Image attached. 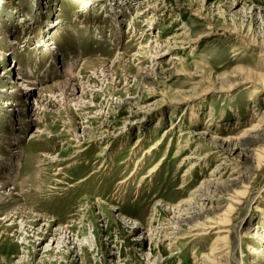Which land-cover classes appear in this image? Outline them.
Segmentation results:
<instances>
[{
  "label": "rangeland",
  "instance_id": "obj_1",
  "mask_svg": "<svg viewBox=\"0 0 264 264\" xmlns=\"http://www.w3.org/2000/svg\"><path fill=\"white\" fill-rule=\"evenodd\" d=\"M67 61L81 82L114 63L87 88L91 109L47 92ZM40 92L53 99L39 110L16 105ZM263 112L264 0H0V159L20 165L0 162V182L23 185L0 198V264H204L222 231L212 264H264V136L234 170L223 145L257 139ZM213 176L223 191L204 219L194 195ZM17 206L35 227L22 240L4 220ZM76 214L61 246L36 231ZM192 218L220 229L181 239Z\"/></svg>",
  "mask_w": 264,
  "mask_h": 264
},
{
  "label": "bare ground",
  "instance_id": "obj_2",
  "mask_svg": "<svg viewBox=\"0 0 264 264\" xmlns=\"http://www.w3.org/2000/svg\"><path fill=\"white\" fill-rule=\"evenodd\" d=\"M156 7L157 6H156V2H155L153 6H151V7L149 6V9H153L154 10V8H156ZM154 50H157V49L154 48V47L151 48V51H154ZM156 55L157 56H159V55L161 56L162 53H159L158 52ZM162 57L163 56H161L160 58H162ZM123 59H124L123 57H118L115 61L117 62V64H121V63H123ZM94 61H98V60H94ZM90 62H93V61L91 60V61H89L87 63H90ZM72 64H73V62H72ZM72 64L71 63L68 64V61L65 63V67L66 68L64 69V73L66 74V77H65L66 79H64V81H61V82H59V83H57L55 85L48 86L47 92H48V94L52 95L53 97L55 95L59 96L60 102H61L60 106L64 110L70 109L71 108L69 106L70 104H75L74 108H79V109H82V108L83 109H85V108L89 109L90 108L91 109V107H89V104H85L83 102L84 97L85 98L88 97L89 99H94L92 97V95H90L87 92V88L88 87H92V88H95V89L100 88L99 86L102 83H101V81H99V80L96 79V77L98 76V73H99V76H104L106 73L109 74V71L112 68V65L114 63H111V65H110L107 62H105V63L104 62H100L98 67L93 68L91 70L90 79L89 80L85 79L88 82L87 81L86 82H81L80 80H82V79L84 80L83 77L81 78L78 75H74L73 73H70L69 72V68H70V66ZM3 72H4L5 75L9 74V70L8 69H3L2 73ZM68 72H69V74H68ZM26 82L29 83V81L27 79H22V78L15 82L16 85H17L15 87V89H17V92L18 93H21L20 92V88L21 87L29 86V84H26ZM91 83L93 85L97 86V87L92 86ZM18 87H20V88H18ZM42 94L43 93L40 92V94H38V96L36 97L37 99H35V101H33L32 103L26 104V106H24L25 105V102H24L23 105H21L22 103L17 102L16 105L23 106L24 110H26V109L29 110L30 109L31 112H35V111L39 110L42 106H44V102H47L48 103V102L51 101V99H53V98H51V99L49 98L48 99V98H46L45 95L43 96ZM5 105L6 106H9L10 105V106L15 107V105H11V103L8 102V101L6 102ZM101 107H102V105H100V106H97L96 105L95 108L100 109ZM262 114H263V119L261 120L260 125L257 126L256 129L253 132H251V134H253L254 137L257 138V139H254V138L253 139H248L247 138V139H245L242 142L239 141L238 143H236L233 146L231 145V142H223V145L225 146V150L228 152V154L230 153V155L227 156L226 159H224V162H229L230 163L229 166L233 167L232 170L236 169L237 168V165H239V158L242 156V149L243 148H246V147H249L250 144H252V143H256V140H261V138L264 136V112ZM17 135H16V137L18 138ZM185 143L186 144L183 146V149H186L188 147L187 145H189L187 141ZM136 146L137 145H135V147ZM193 154L196 155V157H197L198 151H194L192 153V155ZM46 158L49 159L51 161V163H54V162L58 161V160L54 161V158L53 157L52 158L46 157ZM2 160L4 161L5 159H2ZM0 162H1V159H0ZM1 164H4V165L6 164L8 167H9V164L11 165L9 159H6L4 162H1ZM11 168L13 170L12 173L14 172V174H16L17 170H19V168H20V165H19L18 161L15 162V165H11ZM217 176L216 177L213 176V178L214 177L215 178L211 182H208V183L204 184V188L202 190L200 189V191L197 192V194L194 195V197L196 199H200L199 201L205 199L204 200V203H203V201H201V204H204L208 208L207 209L201 208V210L198 212V213H200V216L203 217L204 219H206L205 217H207L208 215H215L216 214V210L212 207V204L209 202V200H212V199H214V197H217V195H212V192H214L215 194H218V192L223 191L219 187L220 185L223 184L222 182H220L222 178L217 177ZM14 177L15 176L13 175L9 179H14ZM235 184L236 183H234L233 185H235ZM9 186H11V187H9ZM22 187H23V185H21V184L20 185L19 184H15L13 182L10 185H8V182H0V198L1 199L2 198L3 199L4 198L10 199L12 197V194H13L12 192L15 191V190H18V191L22 192L23 191L22 190ZM218 199H222V198H218ZM225 201H227L229 203H232V204H236L230 198L225 199ZM22 215H23L22 210L20 209V207L17 206L13 210H11V212L8 211V213L5 215V218H4V220L6 222H9L8 226H6V229L9 230L10 232H12L13 233V236L14 237H17L20 240H22L21 239L22 232H24L25 234H31L32 232H34V229H35V227L34 228L31 227L29 230H26L25 229L26 221H25V217H23ZM74 216H75L74 217L75 219L72 218L73 219L72 222L68 223V224H72V226L71 225H67V226H64V227H58V229L53 232L52 229H51L52 228V225H51L52 222H47V225L48 226H44L43 228L42 227H39V229L36 230V231L38 233H42L41 236H45L46 238L47 237L49 238V236H50V238H51L50 240L51 241H53L54 243H57L58 246H61V245L65 244V243L61 242V239H56L57 238V233L61 232L60 234H58V236H61V237L70 235L71 234L70 233L71 229H74V228L77 227L76 224H75V222L79 221L77 219L78 214H76ZM198 217L199 216H197L196 218H198ZM196 218H192L191 220L194 221ZM17 221H19V223H16ZM40 221L41 220H39L38 222H40ZM206 223H209V222H207L206 220L204 222H202V223L201 222H198V221H194V224L191 225L190 228L187 229L188 230V233L187 234L189 236H187V237L185 236V237H183L181 239H186L188 237L189 238L190 237H193V235H190L191 233L195 234L194 235L195 238L196 237H201V236H207L208 235L207 234V231H211L213 229H216V227L217 228L220 227V225L217 224V223H216L215 226H211L210 225V224H213V223H209V225H207ZM79 225H81V228L86 227L84 221L83 222H79ZM175 228H177V227H175ZM175 228H169V227H167V229H166L167 232L164 234L163 241H164V243H166L167 246H173L175 244V241L180 239V238L176 237L177 236V229H175ZM25 230H26V232H25ZM203 232H205V233H203ZM222 232H215L214 233V235H216L217 238H216V240H215V242H214V244L212 246V249H211V253L212 254L210 256H211V259L212 260L211 259L209 260V258L203 257L202 263H204V264H212L213 261L214 262H218L219 259H216L214 257V255L215 254L221 255L222 253H224L226 251V249L224 248V246L219 243L220 242V239L217 236V234L219 235V233L221 234ZM257 233H258V231H257ZM148 234H150V233L149 232L145 233V235H147V236H148ZM46 238H44V239H46ZM149 238H151V236H149ZM54 239H56V240H54ZM50 246H49V248H50ZM232 250H233V248L232 249H228L229 252L227 251L226 252V255H229V253H232ZM50 252H52V250Z\"/></svg>",
  "mask_w": 264,
  "mask_h": 264
}]
</instances>
